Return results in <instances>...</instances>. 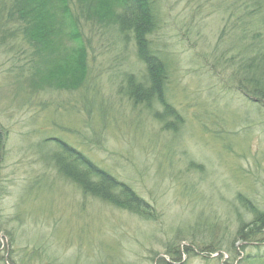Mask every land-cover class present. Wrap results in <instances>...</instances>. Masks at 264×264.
<instances>
[{"label": "rangeland", "instance_id": "374dc122", "mask_svg": "<svg viewBox=\"0 0 264 264\" xmlns=\"http://www.w3.org/2000/svg\"><path fill=\"white\" fill-rule=\"evenodd\" d=\"M153 1L160 24L149 37L183 118L175 132L125 93L129 75L141 78L144 67L114 10L99 20L94 0L50 3L54 25L69 32L59 43L51 38L55 47L85 49L84 79L65 88L42 81L44 55L19 30L15 1L0 0V264H264V231L236 240L252 217L238 195L264 210V106L238 84L242 59L264 49V7ZM67 14L77 41L63 26ZM59 141L129 184L154 218L63 176L51 157ZM173 245L177 261L168 255Z\"/></svg>", "mask_w": 264, "mask_h": 264}, {"label": "trees", "instance_id": "16d2710c", "mask_svg": "<svg viewBox=\"0 0 264 264\" xmlns=\"http://www.w3.org/2000/svg\"><path fill=\"white\" fill-rule=\"evenodd\" d=\"M14 1L15 15L22 23L19 30L29 43L38 48L36 52L44 55L45 72L40 76L42 81L65 88H74L79 85L86 73L85 49L79 44L68 47L60 44V48L55 47V41L51 38H55L59 43L60 38L69 32L64 27L54 25L53 19L57 14H53L51 8L53 5L50 3H54L53 0ZM251 2L252 6L257 5L259 12L264 7V0ZM89 8L92 9L93 16L99 20L110 16L115 11L113 21L116 22L120 32L132 33L136 43V56L144 67V75L141 78L133 74L129 75L125 89L128 98L134 104L142 105L150 111L153 119L158 121L164 130L177 131L183 123V118L166 94L169 78L168 64L159 50L153 48L149 37L160 24V14L155 2L153 0H94ZM259 17L264 22V15ZM64 23L68 25L71 36L77 41L78 35L70 15L63 16V26ZM250 47L253 48V45L248 44L243 51H250ZM262 47L264 48V43ZM263 51L264 49L242 59L239 64L242 76L238 84L245 94L264 106ZM2 145L3 140L0 134V155ZM57 150L51 155L57 169L63 176L75 182L83 192L146 219L154 218L156 212L150 202L141 197L129 184L118 179L66 142L59 141ZM238 198L241 205L252 213V217L249 221H242L239 224L236 240L256 241L260 239L259 235L264 231V210L241 194ZM213 241L215 238L210 239V242ZM214 251L216 249L210 248L208 252ZM168 255L172 261H177L180 256L179 248L173 245Z\"/></svg>", "mask_w": 264, "mask_h": 264}]
</instances>
